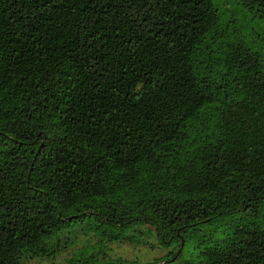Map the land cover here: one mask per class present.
<instances>
[{"label":"trees","instance_id":"1","mask_svg":"<svg viewBox=\"0 0 264 264\" xmlns=\"http://www.w3.org/2000/svg\"><path fill=\"white\" fill-rule=\"evenodd\" d=\"M219 18L212 0H0V264L139 225L173 262L188 228L235 213L189 264H264V55L237 39L201 60Z\"/></svg>","mask_w":264,"mask_h":264},{"label":"rangeland","instance_id":"2","mask_svg":"<svg viewBox=\"0 0 264 264\" xmlns=\"http://www.w3.org/2000/svg\"><path fill=\"white\" fill-rule=\"evenodd\" d=\"M212 3L220 18L216 33L208 35L202 47L201 53L211 54L201 57V60L210 61L209 58L222 56L231 42L237 39L264 55V18H259L254 11L244 8L239 0H212ZM238 218L236 213L222 214L197 224L194 229L188 228L182 235L184 243L180 256L173 262H165V259L178 250L177 243L169 247L161 246L152 227L139 225L128 231L124 238L113 240L100 238L83 226L72 227L60 237L57 253L28 257L21 260V264H71L78 258L90 255L98 260L122 258L145 264H189L199 247L207 245L210 238L213 241L220 240L239 221ZM250 219V216L245 215L241 218L243 222H249ZM256 219L264 226V209Z\"/></svg>","mask_w":264,"mask_h":264}]
</instances>
